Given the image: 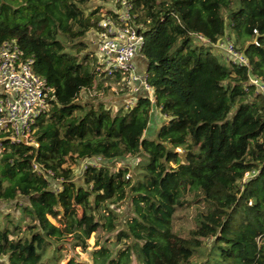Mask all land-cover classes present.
<instances>
[{
    "label": "trees",
    "instance_id": "trees-1",
    "mask_svg": "<svg viewBox=\"0 0 264 264\" xmlns=\"http://www.w3.org/2000/svg\"><path fill=\"white\" fill-rule=\"evenodd\" d=\"M94 1L0 0V45L15 41L55 96L38 148L2 142L0 201L26 202L15 220L0 210V264H62L77 248L92 264H264V95L249 83L264 84V0H132L155 103L115 112L80 101L96 79L123 78L99 74L85 42L104 18L86 12ZM228 33L248 67L216 51ZM153 107L167 119L154 139ZM128 157L141 160L114 169ZM97 158L77 181L74 166ZM127 200L121 222L108 205ZM199 203L175 262V215Z\"/></svg>",
    "mask_w": 264,
    "mask_h": 264
},
{
    "label": "built area",
    "instance_id": "built-area-1",
    "mask_svg": "<svg viewBox=\"0 0 264 264\" xmlns=\"http://www.w3.org/2000/svg\"><path fill=\"white\" fill-rule=\"evenodd\" d=\"M112 2L115 9L103 15L97 29V70L99 74L105 73L108 77L121 74L126 87L139 83L148 93L144 98L155 103L154 90L148 83V72L141 75L135 72L134 60L144 57V37L135 22L132 0ZM197 39L206 42L202 37ZM230 41L228 39L227 43H223L221 40L215 48L224 52L232 62L248 67L245 55ZM33 63L34 60L27 57L15 41L0 45V152L3 141L39 147L35 139L36 125L49 112L55 96L47 80L34 71ZM249 83L264 95V84L258 79L251 77ZM135 103H130L127 108ZM96 161L101 162V159L97 158ZM93 162L87 161L86 164ZM34 169L40 173L42 171L38 164H34ZM246 176L248 178L251 175Z\"/></svg>",
    "mask_w": 264,
    "mask_h": 264
},
{
    "label": "rangeland",
    "instance_id": "rangeland-1",
    "mask_svg": "<svg viewBox=\"0 0 264 264\" xmlns=\"http://www.w3.org/2000/svg\"><path fill=\"white\" fill-rule=\"evenodd\" d=\"M97 8H99L100 13L104 15L108 11L115 9V4L112 2V0H96L86 8V12L89 13L90 9H97ZM228 39L231 40V34L229 33L222 39L223 43H227ZM230 42H232L233 44L235 43L233 40H231ZM221 50L224 51L223 48ZM121 89L123 90L121 91ZM111 92H113V94H111ZM125 92L126 91L124 85L123 87L122 85L120 86L119 84L115 85V83L100 77L96 79V85L93 90L82 92L80 96V101L83 102L88 100L92 102H103L107 107L110 108L111 106L112 109H114L115 102L119 103V100L118 99L116 100V98L121 97ZM125 107H127V104H125ZM153 128H154V121L152 122L150 121L149 127L145 133L146 136L152 135ZM0 158H1V154H0ZM140 160L141 159L137 157L136 158L128 157L126 160L116 162L114 169L117 170L119 168H123L127 166H129L130 168H134L137 166ZM93 161H94L93 163H97L96 159H94ZM85 166L86 163H78L77 165L74 166V173L76 175L75 179L77 181L80 180ZM25 200L26 199L24 198H18L17 200L10 202L0 201V210L2 211L3 214L9 215L10 219L15 220L17 217L20 216V211L17 207V204L26 202ZM250 204L251 202H249V205ZM108 206L110 207V209L114 210L117 213L118 218L121 222H124L125 216L131 214L132 212V204L129 200L119 204H109ZM203 209H204V204L199 203V204H189L187 205V207L177 211L173 226V231H174L173 233L175 235L173 242L176 241L177 244L175 246V254L173 256L174 257L173 260L175 262H179L180 256L184 252L183 240L189 238L190 232L195 228V219L198 216L199 212H201ZM51 221L57 226H60V224L56 222L54 219L51 218ZM101 235L102 237H104V239L114 238L113 234L110 235L107 233H103ZM96 239H97L96 234H93L92 237L89 239L88 242L90 244V250L94 248ZM210 244L211 242H206V247L209 248ZM70 258H75L80 262H88L89 264H92L89 254L81 252L79 248H77L76 251H68L67 259L69 260ZM5 261L6 259H1V262H5ZM67 261H64L62 264H67Z\"/></svg>",
    "mask_w": 264,
    "mask_h": 264
},
{
    "label": "crops",
    "instance_id": "crops-1",
    "mask_svg": "<svg viewBox=\"0 0 264 264\" xmlns=\"http://www.w3.org/2000/svg\"><path fill=\"white\" fill-rule=\"evenodd\" d=\"M99 3V2H98ZM97 41H98V34H97V30H91L88 34L87 37L85 38V42L87 43V45L89 46L90 50L97 52L98 48H97ZM216 51L220 52L221 54L225 55L224 52L218 50L216 48ZM226 56V55H225ZM134 66H135V72L138 75L144 74L145 72H148V62L147 60L143 57H138L134 60ZM123 80L121 82H118L117 85L119 84L120 86L123 85L125 86V83ZM116 85V83H115ZM123 89H121L122 91ZM125 93L121 96L116 98V100H119V103L115 102L114 105V112L117 111L120 107L125 106V104L129 105L130 103H134L137 100H139L142 97L148 96V93L145 92V90L141 87V85L139 83H135L132 84L128 87L125 86ZM111 94H113V92H111ZM151 95V94H149ZM154 104V103H153ZM154 106V105H153ZM110 108H112L110 106ZM167 120L165 116H162L161 112L159 109L153 107L152 111H151V122L154 121V128H153V136H145L147 138H155L157 129L163 124V122Z\"/></svg>",
    "mask_w": 264,
    "mask_h": 264
}]
</instances>
